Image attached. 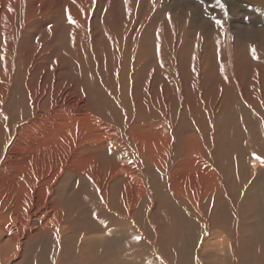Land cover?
Segmentation results:
<instances>
[{"label":"rangeland","instance_id":"rangeland-1","mask_svg":"<svg viewBox=\"0 0 264 264\" xmlns=\"http://www.w3.org/2000/svg\"><path fill=\"white\" fill-rule=\"evenodd\" d=\"M215 6L202 0H0V264H21L22 247L33 245L7 229L18 227L39 188L53 192L63 210L77 213L72 208L83 203L103 222L127 219L131 245L146 251L134 264H180L177 222L158 219V206L167 201L159 192L165 190L172 212L183 207L172 199L178 193L179 201L191 209L200 205L213 220L222 202L215 186L221 188L223 170L231 167L215 152L214 115H234L226 103L231 94L238 102L255 100L257 116L264 114V3L220 0ZM6 49L12 72L5 80ZM252 164L245 163L240 186L256 188L248 204L257 206L244 211L253 214V232L247 231L257 252L264 247V166ZM100 193L109 210L89 205ZM76 222L77 230L99 224L91 212ZM217 232L207 238L215 242ZM83 239L105 243L106 261L116 249L108 233Z\"/></svg>","mask_w":264,"mask_h":264},{"label":"bare ground","instance_id":"bare-ground-1","mask_svg":"<svg viewBox=\"0 0 264 264\" xmlns=\"http://www.w3.org/2000/svg\"><path fill=\"white\" fill-rule=\"evenodd\" d=\"M202 1L212 7L219 4L220 0ZM252 1L264 3V0ZM159 29L161 30V27ZM162 29L164 28L162 27ZM257 50L258 49L255 45L253 46L252 44H248L247 52L256 56ZM2 65L4 66V74H1V77L6 80L10 77L12 72V67L10 69L11 54L7 51V49L5 53L2 54ZM223 72L226 83L231 85L230 74H228V71L226 70ZM226 103L233 108L234 115H230V119L225 115V113L220 116H218V114L214 115V119L212 121V126L214 127L212 139L215 138L213 139L215 152L220 153L222 158L225 157L226 163H230L231 167H223L224 174L227 175H224L220 189L219 183L218 186H215L214 195L217 196L218 192L221 193L222 202L216 207L213 220H210L211 214L203 208L204 206L201 205L203 208L202 210L200 205L191 209L189 206H193V204L185 205V201H179L181 198L178 193L176 196L172 197V199L174 200L176 206L183 205V207L172 212L171 204L168 196L165 194V190L160 191L158 194L159 197L167 199L163 205L161 204L163 202L162 201L160 203L161 206H158L161 210H159L161 214L158 219L160 221H164L165 219L168 224L170 223V218L174 220L176 219L177 222V228L179 230L178 240H180L177 241L178 247L181 249L182 253V255L178 256L180 264H212L213 260H215V264H264V247L262 246V249L259 247L257 252H254L251 249L253 246L252 242L255 241L251 238L252 235H249L247 227H249L250 222H252V212L250 214L247 210L244 211L245 209L249 210L250 207L254 209L252 206L254 203L249 205L248 202L249 200L252 201L256 196V188H254V186H248L251 182H247L240 186L242 183L241 180L244 178V173H242V171L247 170L245 163L252 164V159L254 157L255 163L253 164L255 165L252 164L253 167H258V165L264 166V114L259 117L257 116L258 106L255 100L242 103L235 99L234 94H231V100L226 101ZM40 107L41 105L38 104L37 113H39ZM255 150L259 153L251 152L252 154L250 155L249 151ZM4 155L5 153L0 160L1 167L5 166V162H2ZM257 155L261 156L259 157ZM225 158L224 161L221 160L220 163L226 164ZM232 166L236 168L234 175L232 174ZM260 167L258 168L261 169ZM251 175L249 177H251ZM245 180H247L246 176ZM49 193L45 189L39 188L36 192L34 206L28 207L27 212L19 217L18 227L13 226L7 229L13 239H19L20 241H34L32 242L33 245L29 249H27L25 245L24 247L19 245V248H23V251L20 252L23 260L21 264H134L135 258H137L140 254L146 253L143 249L135 251L134 246L131 245L133 244L131 241L132 227L131 223L127 219L114 215L103 222L96 216L95 209L83 208V203L72 208L77 213H73L70 209L63 210L57 198L52 197L53 192ZM89 205H104L103 209L109 210L104 194L101 193L99 194V201ZM152 205L153 207L150 206L151 211L156 206V203H153ZM254 206H257V204ZM241 211H244L245 217ZM86 212L93 213L99 224L94 228H90L88 225H85L77 230L76 220L80 215ZM65 213H67V215H65ZM155 214H151L149 218L151 226L156 225L155 222H157V219L155 218ZM262 214L263 210L262 213L260 212V215ZM260 217L259 220H261ZM205 222L207 223L204 224ZM254 222L256 221H253V224L255 225ZM198 223H200V227L202 229L198 226L194 227L193 224ZM214 229H217L218 231V238L217 240L214 239L215 242H211L212 240H209L207 237L210 232L214 231ZM250 230L253 232L251 228ZM91 231L108 233L110 239L109 242L116 244V249L112 248L110 250L111 253L107 252L110 254V259L108 261L102 259L103 253L101 254L100 250V247L105 245V243L101 242L93 245L92 241L83 239L84 236L93 234ZM188 233H191L190 237L184 239L185 236L187 237ZM202 233H205V235ZM261 240L264 241L263 238H261ZM32 243H30V245ZM259 244L260 243H258V245ZM16 247L17 244H14L13 253L15 252ZM112 247H114V245ZM110 248L111 247H108L107 249ZM152 248L155 249L154 247ZM162 252L164 253V251ZM161 256H164V254L162 255L161 253ZM106 258H108V256Z\"/></svg>","mask_w":264,"mask_h":264},{"label":"snow or ice","instance_id":"snow-or-ice-1","mask_svg":"<svg viewBox=\"0 0 264 264\" xmlns=\"http://www.w3.org/2000/svg\"><path fill=\"white\" fill-rule=\"evenodd\" d=\"M69 22H70V23H74V21L71 20V17H69ZM217 23L219 24V21H217ZM253 52H254V50H253ZM254 58H255V57H254Z\"/></svg>","mask_w":264,"mask_h":264}]
</instances>
